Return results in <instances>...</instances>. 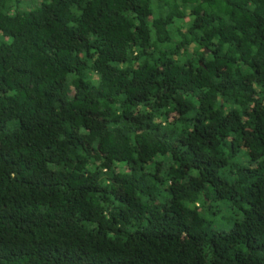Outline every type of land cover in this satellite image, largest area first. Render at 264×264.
Masks as SVG:
<instances>
[{
    "label": "trees",
    "instance_id": "1",
    "mask_svg": "<svg viewBox=\"0 0 264 264\" xmlns=\"http://www.w3.org/2000/svg\"><path fill=\"white\" fill-rule=\"evenodd\" d=\"M36 3L0 0V264H264V0Z\"/></svg>",
    "mask_w": 264,
    "mask_h": 264
},
{
    "label": "rangeland",
    "instance_id": "2",
    "mask_svg": "<svg viewBox=\"0 0 264 264\" xmlns=\"http://www.w3.org/2000/svg\"><path fill=\"white\" fill-rule=\"evenodd\" d=\"M39 0H22V6L24 7V8H29V7H32V8H34L36 5H37V3L36 2H38ZM36 3V4H35ZM27 4H29V6H27ZM33 4H35V5H33Z\"/></svg>",
    "mask_w": 264,
    "mask_h": 264
}]
</instances>
